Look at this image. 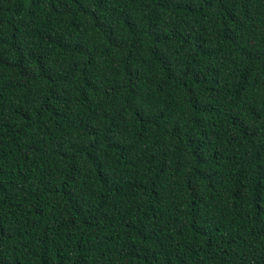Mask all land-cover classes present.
<instances>
[{"label":"trees","instance_id":"1","mask_svg":"<svg viewBox=\"0 0 264 264\" xmlns=\"http://www.w3.org/2000/svg\"><path fill=\"white\" fill-rule=\"evenodd\" d=\"M0 264H264V0H0Z\"/></svg>","mask_w":264,"mask_h":264}]
</instances>
